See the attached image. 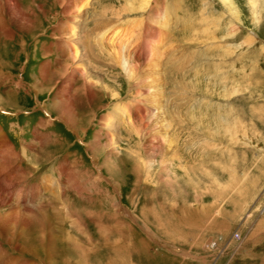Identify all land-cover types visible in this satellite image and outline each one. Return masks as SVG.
Here are the masks:
<instances>
[{
	"label": "rangeland",
	"instance_id": "rangeland-1",
	"mask_svg": "<svg viewBox=\"0 0 264 264\" xmlns=\"http://www.w3.org/2000/svg\"><path fill=\"white\" fill-rule=\"evenodd\" d=\"M75 1L67 10L85 0ZM90 4L81 12L86 40L98 51L103 42L113 53L123 41L138 44L140 56L132 55V46L122 54L142 64L153 60L151 72L155 63L158 77L175 88L173 93L168 87L165 97L172 93L168 101L180 106L166 107L169 133L156 134L149 95L136 99L135 77L99 51V78L106 73L107 84H123L115 106L129 103L125 129L131 134L120 129L111 159L106 145L111 138L104 134L96 160L86 143L102 127L98 121L114 99L102 88L89 95L80 72L70 82L59 72L72 57L65 36L73 16L65 15L61 0H17L13 8L3 7L4 25L13 36H4L0 27V166L13 176L6 178L3 171L0 178L4 187L12 181L16 189L11 196L1 186L0 197L27 218L10 233L2 230L0 252L10 255L12 264H261L264 0ZM122 7L125 14L113 13ZM170 15L173 21L167 20ZM22 18H28L26 25ZM44 63L47 78L37 96L33 79L42 75ZM58 99L67 100L79 129L63 120ZM33 108L39 110L23 113ZM43 114L50 125L39 124ZM52 183L58 192L50 190Z\"/></svg>",
	"mask_w": 264,
	"mask_h": 264
},
{
	"label": "bare ground",
	"instance_id": "bare-ground-1",
	"mask_svg": "<svg viewBox=\"0 0 264 264\" xmlns=\"http://www.w3.org/2000/svg\"><path fill=\"white\" fill-rule=\"evenodd\" d=\"M4 1V3H2ZM62 1V4H63V12L66 14H69L70 16H73L72 18V22L69 23L70 26H71V32H70V35L68 37H66L65 35V38H66V42L69 43V45H67V51H72V57H71V60L69 61V63H67L63 68L62 70L60 71L59 69V72H62V77H66L68 79V82H70L73 77L75 78V75L76 73H79L80 72V79L82 80V85L84 86L85 88V91L88 90V93L89 95H93V92H95L94 90L96 88H102V89H105V90H109L111 92V100L114 99L110 105H114L111 109L109 110H104L105 113H103V115H101L98 123L104 128L106 129L105 132L102 133V130L100 127V130L99 129H96V132L94 133V135H92V139L89 140L90 142L89 143H86V146H87V150L88 152L91 154V157H94L96 160L98 158V153H99V148H102L100 147L101 145V141L100 139L102 138V136L104 134H107L106 138L109 136L111 139H110V142L107 143L106 145H108V149H107V158H110V157H113L112 154L114 153V149H116V147H118L117 145V141L119 140V137L120 135L122 134L120 129H124L122 130V132H124V134H128V136H130L131 133L128 132V130L125 129V127L128 125L127 122L129 121V103L128 105H118V106H115L116 103L118 101H120L119 98H121V94H122V88H123V84H107L105 81H104V77H106L108 74H103V79L100 77L99 78V74L102 75L99 71H101L100 69L102 68L101 65H99V61H101V56H96L95 54H98L100 55L101 53L100 52H107L108 54H110V59L114 60L115 62V65L116 67L118 66L119 68L121 67L127 74V76H133L135 77L134 80H135V84H133V88L135 90V97H137L136 99H141L140 97H142V95H149L148 97V101L151 105H153V108H152V116L154 117V123H153V126H158L155 129V133L156 134H165L167 135L169 133L168 129L169 127L171 126V123H170V120H169V112L167 111L166 107H169L170 105L174 106V107H179L180 105L179 104H176L174 103V101H171L169 102L168 100L171 98L170 96H172V93L171 95L167 96V98L165 97L167 91H168V87L171 86L170 84H164L163 83V79L162 77H158V74L160 72H158L156 70V67H155V63L153 64V68H152V71L154 72H151L150 70V66L151 65V62H145L143 64H146V66L148 68H143L142 67V63L140 62H135V61H132L131 59L129 58H125L126 56L122 54V52H129V48L131 47L132 48V51H133V54L132 55H135V56H140L142 54L141 52V49L139 47L138 44H130V45H127L125 44V41L122 42V44L120 45V49L119 50H115L113 49L114 53L109 50L110 48L103 46V42H100L99 44V47L101 49H99V51L97 49H95L91 43H89L86 39H87V35L85 34V31L83 30V24H82V21L84 20L82 16V10L83 8L86 9L87 7H90L88 6V4H90L91 0H85L84 2H81L80 1V4H82L80 7L78 8H74L72 10H67V8L69 7L70 5V1L71 0H61ZM74 3L77 2L75 0H73ZM72 3V2H71ZM73 4V3H72ZM144 4V3H143ZM147 4V2H146ZM15 5H17V0H0V27L2 28V33L4 36L6 37H12L13 34L10 33V31L5 27L6 25H4V20H3V17H2V14H1V9H3V7L5 8L6 7H9V8H13ZM91 5V4H90ZM170 5V4H169ZM131 6L133 7L134 5L131 4ZM145 6V5H144ZM171 6V7H170ZM168 6V11L167 13L168 14H171L172 12V9H173V5L171 3V5ZM230 7V6H229ZM145 8V7H144ZM79 9V10H77ZM103 9H105V7L103 6ZM112 10V9H111ZM113 13L114 14H118L121 12V14H125V12H127V7H122L120 8L119 10H115L113 9ZM121 10V11H120ZM84 11V10H83ZM105 11V10H104ZM93 13H98L96 12V9L93 8ZM178 13V12H177ZM120 14V15H121ZM121 15V17H122ZM167 15V14H166ZM106 16V15H105ZM105 16H100V20H105L106 17ZM176 16V15H175ZM97 17V16H96ZM108 17V16H107ZM112 17V16H111ZM118 17V16H117ZM67 18V16H66ZM114 18V17H113ZM168 21H173V18L170 16L167 17ZM178 18V17H177ZM23 19V18H22ZM28 20V18H26ZM26 19H23V22H24V25L27 24V20ZM120 19V17H119ZM122 19V18H121ZM120 19V20H121ZM176 19V17L174 18ZM71 20V19H70ZM107 20V19H106ZM177 20V19H176ZM113 21V19H112ZM97 22V21H96ZM99 23V22H98ZM102 23V22H101ZM97 26L95 27L96 30L100 29V24H96ZM107 24H105L106 26ZM104 26V25H103ZM108 26V25H107ZM60 27V26H59ZM67 28V27H66ZM61 29V28H60ZM115 29V28H114ZM66 31V30H65ZM95 31V30H94ZM67 32V31H66ZM104 33V32H103ZM115 33V32H114ZM117 33V32H116ZM87 36V37H86ZM105 36V35H104ZM107 36V35H106ZM105 36V37H106ZM127 36V35H126ZM185 36V35H184ZM105 37H102V40H105L106 38ZM190 37V36H189ZM90 38V37H89ZM129 39V38H128ZM108 42H111V39H106ZM113 42V41H112ZM111 42V43H112ZM133 42V41H132ZM101 45V46H100ZM109 45V44H108ZM145 46V45H144ZM104 47V48H102ZM111 47V45H110ZM167 47V46H165ZM108 48V49H106ZM144 48V47H143ZM146 48V47H145ZM148 48V47H147ZM164 48V47H163ZM151 49V48H150ZM97 50V51H95ZM148 51V50H147ZM150 51V50H149ZM65 54L67 52H65V50L63 51ZM162 52V51H161ZM100 53V54H99ZM132 53V52H131ZM164 53V52H163ZM162 53V54H163ZM130 54V53H128ZM131 55L130 58H132L133 56ZM105 56V55H104ZM103 57V60L105 59ZM129 56V55H128ZM100 57V60L98 61L97 59H99ZM108 57V55H107ZM114 58V59H113ZM170 60V59H169ZM137 61V59H136ZM156 62V61H154ZM157 64H160V63H157ZM42 65V64H41ZM40 65V66H41ZM47 68H48V64L47 63H44V67L41 68V74L39 77L37 78H34L33 80V90H35V93L38 95H40L42 93V84L43 82L45 81V79L47 78V75H46V71H47ZM100 68V69H99ZM162 69V67H160ZM43 71V72H42ZM69 71V73H68ZM124 72V73H125ZM73 73V75H72ZM121 74V73H120ZM61 75V74H59ZM126 76V77H127ZM154 76V79L152 78ZM79 77V76H78ZM108 77V76H107ZM112 79V78H111ZM110 79V80H111ZM107 81V79H106ZM18 83L17 84H22L21 82L17 81ZM133 83V82H132ZM67 85V84H65ZM126 85H130V84H126ZM174 85V84H173ZM172 85V87H173ZM132 86V84H131ZM130 87V86H129ZM64 88V87H63ZM61 89V90H64V89ZM174 88V87H173ZM170 89L169 87V91L171 90V92H173V90L175 89ZM118 89L119 91L116 92L114 90ZM179 89V88H178ZM177 90V89H176ZM182 90V89H181ZM187 90V87L184 86V91ZM83 91V90H82ZM144 92V93H142ZM175 92V91H174ZM173 92V93H174ZM44 93V92H43ZM104 93V92H103ZM177 94V93H176ZM175 95V94H173ZM177 96V95H176ZM175 96V97H176ZM180 96V95H179ZM178 96V97H179ZM185 96V95H184ZM83 97V96H82ZM173 97V96H172ZM182 97V96H181ZM144 98V97H143ZM119 99V100H118ZM174 99V98H173ZM118 100V101H117ZM67 100L65 99H62V100H59L56 101L58 102L56 104L58 110H59V114L61 115V117H63V120L66 122V124L68 125V127L70 129H73V130H76V129H79V127L76 126V120L72 118L73 114L70 110V106L69 104L66 102ZM90 101V100H89ZM137 102L139 100H136ZM73 102V101H72ZM142 102V101H141ZM145 102V101H144ZM120 104V102H119ZM137 105V104H136ZM146 105V104H145ZM127 106V109H125ZM106 107V106H105ZM50 108L54 111L55 108H54V105H51ZM132 108V107H131ZM105 109V108H104ZM147 109V108H146ZM149 109V108H148ZM74 110V109H73ZM131 111V109H130ZM58 112V111H57ZM94 116V115H93ZM121 116V117H120ZM151 116V115H150ZM77 119V118H76ZM91 119V118H90ZM44 123H46V125L49 124V120L48 119H43L41 120ZM131 122V121H130ZM129 122V123H130ZM139 123V129L144 125L142 124L143 122V118L140 119L139 121H137ZM126 123V124H125ZM144 123V122H143ZM134 124V123H132ZM50 125V124H49ZM134 126V125H133ZM128 129V128H127ZM81 130V129H80ZM82 133H84L82 131ZM79 135V134H78ZM84 136L87 138V136L85 135L84 133ZM94 137V139H93ZM161 137V136H159ZM171 135L167 136V140H168V143H172V140L170 139ZM114 138V140H113ZM116 138V139H115ZM118 138V140H117ZM158 138V137H157ZM1 142V141H0ZM159 143V142H158ZM127 145V144H126ZM170 145V144H169ZM7 146V145H6ZM44 147V146H43ZM114 148V149H113ZM42 149V147H41ZM127 151V150H125ZM1 154V153H0ZM5 155V154H4ZM129 155V154H128ZM5 157V156H4ZM106 158V157H105ZM111 159V158H110ZM78 160L77 158H75V162L77 163ZM80 163L81 161L78 160ZM101 163V166L104 165V160H101L100 161ZM84 165V164H83ZM100 165V164H99ZM7 167V166H6ZM12 169V168H11ZM75 169V168H74ZM83 169V168H82ZM78 170V169H77ZM4 171V176L7 178L8 176H13V172L11 170H4L3 168H1L0 166V176L2 175ZM79 171V170H78ZM88 173V172H87ZM12 174V175H11ZM79 176V174L77 175ZM90 178L93 180V184L96 185V186H100L101 184V180L95 175L93 176V173L89 174ZM2 177V176H1ZM86 179V177H83ZM89 179V177H87ZM2 178H0V191L2 190V187H4L1 182ZM13 179V178H12ZM11 179V180H12ZM78 179V177H77ZM83 180V179H81ZM87 181V180H86ZM90 181V180H89ZM52 182H57L55 180H53ZM85 182V181H84ZM74 183V182H73ZM83 183V182H82ZM54 183H52L51 185H53ZM2 186V187H1ZM102 186V185H101ZM46 187V186H45ZM49 187V186H48ZM106 187V186H105ZM104 188V187H102ZM15 185L12 181L8 182L7 185H5L4 187V190H6L8 192L9 195L12 196V193L15 191ZM99 189V188H98ZM29 194H31V190L29 191ZM107 192V191H106ZM1 193V192H0ZM1 195V194H0ZM14 195V194H13ZM9 197V196H8ZM11 199V198H10ZM9 200V199H7ZM9 202V201H8ZM21 212V211H20ZM19 211H17L14 206H12L11 204H7V202L5 201L4 198L0 197V234L2 232V230L4 229L6 232L10 233L11 232V227H13V224L17 223L18 220H21V219H24V218H27L24 216V218H22L21 216V213ZM18 213V214H17ZM235 234H238V232H236ZM238 237H239V234H238ZM76 247V246H75ZM74 250V249H73ZM76 250V249H75ZM66 253V251H65ZM10 255H4L2 252H0V258H3V257H6L5 260L1 261L0 260V263L2 264H12L13 262V259L11 257H8Z\"/></svg>",
	"mask_w": 264,
	"mask_h": 264
},
{
	"label": "crops",
	"instance_id": "crops-1",
	"mask_svg": "<svg viewBox=\"0 0 264 264\" xmlns=\"http://www.w3.org/2000/svg\"><path fill=\"white\" fill-rule=\"evenodd\" d=\"M63 20V22H65V20L64 19H62ZM46 47H48V46H46ZM58 47V46H57ZM58 51H59V49H58ZM60 53H62V50H60L59 51ZM63 54V53H62ZM66 56V55H65ZM18 83V82H17ZM23 83V82H22ZM36 110H39V108H33V109H30V110H25V111H23V113L24 114H28V113H32L33 111H36ZM3 113H4V111H3ZM15 113H19L18 111L17 112H15ZM4 114H9V113H4ZM13 114V113H12ZM44 115V114H43ZM39 116V124H43V122L41 121V120H43V119H45L46 117H45V115L44 116ZM44 124H46V123H44ZM39 127L41 126V125H38ZM39 127H38V130H39ZM52 178V177H51ZM49 179V177H46V176H44V180H48ZM42 186H44V185H42ZM49 187H50V190H52V191H54V192H58L56 189H57V185H49ZM59 190V189H58ZM124 212V214L125 215H127V213H126V211L124 210L123 211ZM261 264H264V255L262 256V263Z\"/></svg>",
	"mask_w": 264,
	"mask_h": 264
},
{
	"label": "built area",
	"instance_id": "built-area-1",
	"mask_svg": "<svg viewBox=\"0 0 264 264\" xmlns=\"http://www.w3.org/2000/svg\"><path fill=\"white\" fill-rule=\"evenodd\" d=\"M236 236H238V234H235Z\"/></svg>",
	"mask_w": 264,
	"mask_h": 264
}]
</instances>
